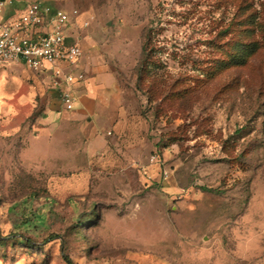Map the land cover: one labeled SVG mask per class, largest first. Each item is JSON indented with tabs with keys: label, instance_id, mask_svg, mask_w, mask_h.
I'll return each instance as SVG.
<instances>
[{
	"label": "rangeland",
	"instance_id": "374dc122",
	"mask_svg": "<svg viewBox=\"0 0 264 264\" xmlns=\"http://www.w3.org/2000/svg\"><path fill=\"white\" fill-rule=\"evenodd\" d=\"M42 1L79 10L69 34L110 57L117 108L93 155L66 113L0 108V264H264V0Z\"/></svg>",
	"mask_w": 264,
	"mask_h": 264
},
{
	"label": "crops",
	"instance_id": "0c3cea01",
	"mask_svg": "<svg viewBox=\"0 0 264 264\" xmlns=\"http://www.w3.org/2000/svg\"><path fill=\"white\" fill-rule=\"evenodd\" d=\"M35 1L42 0H13L11 4H6L0 12V23L19 18ZM71 25L67 27L68 42H77L84 49V54L77 67L66 68L67 71L73 70L75 73L82 72L85 75L83 81L75 83L72 87L73 91L80 97L76 108L71 111L65 110L61 100L62 88L53 84L51 71H47V75L32 74V78L27 79L25 76L21 77L22 73L20 72L26 71L28 68L19 62L14 63L11 69L13 74L17 73L20 76L18 84L21 82L20 87H23L26 92L23 93L24 95L22 93L11 94V88L14 84L9 74L12 73H8L7 77L3 74L5 69L0 67V85H5V96L0 94V108H4V114L9 117L17 112L16 101L25 104L29 102L31 109L24 117L30 119L32 123H37L40 119H52L58 114L66 113L67 124L78 127L84 142H86V149L93 155L106 147V133L110 129L116 114V75L110 57L104 54L99 46L90 44L85 40L78 42L71 39L69 34ZM63 65L65 66V64ZM15 84L18 85L17 82ZM20 95L23 97L17 100Z\"/></svg>",
	"mask_w": 264,
	"mask_h": 264
},
{
	"label": "built area",
	"instance_id": "2783aa9c",
	"mask_svg": "<svg viewBox=\"0 0 264 264\" xmlns=\"http://www.w3.org/2000/svg\"><path fill=\"white\" fill-rule=\"evenodd\" d=\"M12 2L0 0V12ZM78 15L77 9L68 12L35 1L19 18L0 23V60L23 63L36 73L51 71L53 84L62 88L61 100L67 111L75 109L80 100L73 85L85 78L82 72L66 70L77 67L84 54L81 44L68 42L67 27ZM88 25V21L84 22V26Z\"/></svg>",
	"mask_w": 264,
	"mask_h": 264
},
{
	"label": "trees",
	"instance_id": "16d2710c",
	"mask_svg": "<svg viewBox=\"0 0 264 264\" xmlns=\"http://www.w3.org/2000/svg\"><path fill=\"white\" fill-rule=\"evenodd\" d=\"M229 29H227L228 31ZM151 41V34L147 30L144 31V43L142 46V60L140 61L139 70L144 71L146 69V63L148 58V48ZM239 50L237 53H234L233 61L237 66L246 65L249 58L252 57L260 48L261 44L258 41H254L250 44H239ZM242 47V48H241ZM246 47V48H245ZM145 67V68H144ZM157 77V76H156ZM93 215H95L93 213Z\"/></svg>",
	"mask_w": 264,
	"mask_h": 264
}]
</instances>
